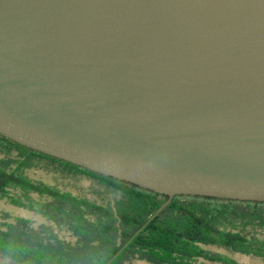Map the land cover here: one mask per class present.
Returning <instances> with one entry per match:
<instances>
[{"label":"water","instance_id":"obj_1","mask_svg":"<svg viewBox=\"0 0 264 264\" xmlns=\"http://www.w3.org/2000/svg\"><path fill=\"white\" fill-rule=\"evenodd\" d=\"M0 134L167 200L264 202V0H0Z\"/></svg>","mask_w":264,"mask_h":264},{"label":"trees","instance_id":"obj_2","mask_svg":"<svg viewBox=\"0 0 264 264\" xmlns=\"http://www.w3.org/2000/svg\"><path fill=\"white\" fill-rule=\"evenodd\" d=\"M32 169L62 170L96 180L102 202L34 180ZM33 195H37L35 198ZM44 217L4 223L0 251L24 264H105L167 196L32 150L0 134V199ZM59 232L75 236V245ZM252 255L264 263V202L176 195L111 264H241L207 249Z\"/></svg>","mask_w":264,"mask_h":264},{"label":"rangeland","instance_id":"obj_3","mask_svg":"<svg viewBox=\"0 0 264 264\" xmlns=\"http://www.w3.org/2000/svg\"><path fill=\"white\" fill-rule=\"evenodd\" d=\"M30 178L34 180H40L48 184L55 185L63 190L72 191L75 194L86 196L89 199L96 200L99 203L102 202V197L108 200L105 190L96 180H93L87 176L79 174H71L70 172H64L62 170H45V169H32L28 173ZM37 198V195H33ZM17 219H26L30 222V226L34 229H40L43 225L49 223L41 215L29 211L28 209L15 206L9 202L7 198L0 199V229L4 223L15 224ZM60 237L71 244L75 245L76 238L68 232H59ZM207 249L211 251H218L230 256L241 264H264L263 261L252 255H244L240 253H234L226 251L224 249L209 246ZM0 264H24L12 261L4 252L0 251ZM132 264H147L144 261H133Z\"/></svg>","mask_w":264,"mask_h":264}]
</instances>
